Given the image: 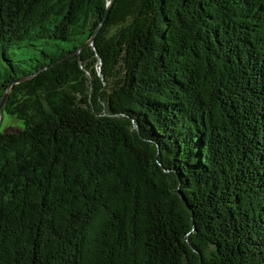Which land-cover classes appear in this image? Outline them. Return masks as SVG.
Instances as JSON below:
<instances>
[{
	"label": "trees",
	"instance_id": "trees-1",
	"mask_svg": "<svg viewBox=\"0 0 264 264\" xmlns=\"http://www.w3.org/2000/svg\"><path fill=\"white\" fill-rule=\"evenodd\" d=\"M109 1L0 0V264H264V0Z\"/></svg>",
	"mask_w": 264,
	"mask_h": 264
},
{
	"label": "rangeland",
	"instance_id": "rangeland-1",
	"mask_svg": "<svg viewBox=\"0 0 264 264\" xmlns=\"http://www.w3.org/2000/svg\"><path fill=\"white\" fill-rule=\"evenodd\" d=\"M40 47L37 49L33 47H24L23 49L16 50V58L20 60H30L31 58H39L41 57V50L42 48L45 49L46 52L50 53V49L47 46H42L39 44ZM22 128V123L15 119L12 116L4 115L3 120H1L0 125V132H10L16 129L20 130Z\"/></svg>",
	"mask_w": 264,
	"mask_h": 264
},
{
	"label": "water",
	"instance_id": "water-1",
	"mask_svg": "<svg viewBox=\"0 0 264 264\" xmlns=\"http://www.w3.org/2000/svg\"><path fill=\"white\" fill-rule=\"evenodd\" d=\"M113 0H110L107 5H108V8L106 9V13L105 15L107 16L108 15V9H110L111 7V4H112ZM106 16L104 18V20L106 19ZM103 23V22H102ZM102 23H100L95 31V35L94 37L97 35L98 31H99V28L101 27ZM89 45H92L93 47V38L89 39L83 48L89 46ZM7 102V93L3 94L2 98L0 99V125H1V120H3V116H4V112H3V105H5Z\"/></svg>",
	"mask_w": 264,
	"mask_h": 264
}]
</instances>
